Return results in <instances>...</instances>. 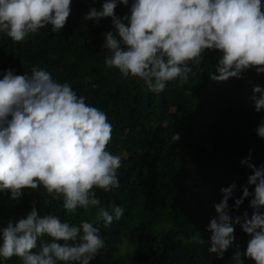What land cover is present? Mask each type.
I'll use <instances>...</instances> for the list:
<instances>
[{"label":"clouds","instance_id":"obj_1","mask_svg":"<svg viewBox=\"0 0 264 264\" xmlns=\"http://www.w3.org/2000/svg\"><path fill=\"white\" fill-rule=\"evenodd\" d=\"M72 2L0 0V34L23 42L49 24L51 31L61 32ZM118 4L129 7V13L117 16ZM262 8V0H103L101 9L91 7L83 19L99 23L111 17L113 28L104 33L105 64L123 77L142 79L159 94L170 81L187 82L206 50L219 52L213 81L242 78L250 69L264 74ZM0 75V192L10 190L11 198L19 200L24 188L43 186L54 199L63 198L66 215L80 208L96 210L94 219L72 224L51 213L41 215L33 206L25 217L0 227V264L13 256L23 264H90L105 247L97 222L107 228L125 212L119 205L103 207L96 192L120 188L122 157L107 149L113 125L103 110L44 68L33 66L22 75L9 68ZM251 100L256 112L264 110V86L253 87ZM256 133L264 138V118ZM179 139L175 132L170 143ZM241 162L252 172L239 198L235 182L221 187L217 215L207 225L212 233L207 251L222 259L234 244L241 217H232L229 199L238 210L253 197L255 211L251 218L245 212L241 225L251 238L243 252L236 245L232 259L244 264L243 256L264 264V163L257 166L250 156Z\"/></svg>","mask_w":264,"mask_h":264},{"label":"trees","instance_id":"obj_2","mask_svg":"<svg viewBox=\"0 0 264 264\" xmlns=\"http://www.w3.org/2000/svg\"><path fill=\"white\" fill-rule=\"evenodd\" d=\"M102 4L103 0H73L61 32L51 31L49 24L23 42L0 34V72L11 68L22 75L30 74L33 66L44 68L58 82L70 83L86 103L103 110L113 125L107 149L122 157L120 188L96 192L103 207L119 205L125 212L107 228L97 222L105 247L90 264H235L236 245L243 252L251 238L241 225L244 213L251 218L255 211L250 205L253 197L238 210L229 199L230 214L239 215L241 223L235 225L234 244L221 259L207 251L212 234L207 225L217 213L214 206L208 209L206 192L216 190L214 203H219L221 187L235 182L234 196L239 198L240 186L252 172L241 161L250 156L257 166L264 163V138L256 133L264 110L256 112L251 100L253 87L264 86V74L250 69L242 78L213 81L219 52L206 50L187 82L170 81L156 94L142 79L123 77L105 64L104 33L112 30V19H83L91 7L99 10ZM129 10L118 4L114 11L123 17ZM175 132L180 139L170 143ZM22 191L19 200L11 198L10 190L0 192V227L25 217L33 206L41 215L51 213L72 224L96 216L94 208L66 215L63 198L54 199L43 186ZM2 264L23 262L13 256Z\"/></svg>","mask_w":264,"mask_h":264},{"label":"rangeland","instance_id":"obj_3","mask_svg":"<svg viewBox=\"0 0 264 264\" xmlns=\"http://www.w3.org/2000/svg\"><path fill=\"white\" fill-rule=\"evenodd\" d=\"M216 195H217V191L211 188L206 192V202L209 210L215 205L214 198Z\"/></svg>","mask_w":264,"mask_h":264}]
</instances>
